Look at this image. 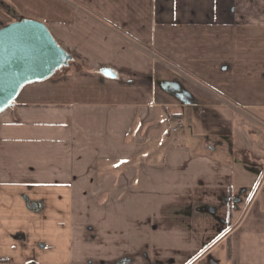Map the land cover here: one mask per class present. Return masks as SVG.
<instances>
[{
    "label": "crops",
    "instance_id": "crops-1",
    "mask_svg": "<svg viewBox=\"0 0 264 264\" xmlns=\"http://www.w3.org/2000/svg\"><path fill=\"white\" fill-rule=\"evenodd\" d=\"M21 17L87 66L0 113V264H264V0H0Z\"/></svg>",
    "mask_w": 264,
    "mask_h": 264
},
{
    "label": "water",
    "instance_id": "water-1",
    "mask_svg": "<svg viewBox=\"0 0 264 264\" xmlns=\"http://www.w3.org/2000/svg\"><path fill=\"white\" fill-rule=\"evenodd\" d=\"M73 55L51 34L47 25L21 17L0 28V113L10 108L30 84L52 78L69 66ZM102 74L114 78L109 68Z\"/></svg>",
    "mask_w": 264,
    "mask_h": 264
},
{
    "label": "trees",
    "instance_id": "trees-1",
    "mask_svg": "<svg viewBox=\"0 0 264 264\" xmlns=\"http://www.w3.org/2000/svg\"><path fill=\"white\" fill-rule=\"evenodd\" d=\"M58 41V40H57ZM58 43L60 45H62L65 49H67L61 42L58 41ZM68 52H70L72 55H73V60L70 62L69 66L67 67H64L60 70L57 71V73L53 76V77H57L63 73H67L69 72L70 70L74 69V70H84L85 66L86 65V62L84 59L78 57V56H75L70 50L67 49ZM229 257L231 256V250H230V244H229Z\"/></svg>",
    "mask_w": 264,
    "mask_h": 264
},
{
    "label": "built area",
    "instance_id": "built-area-1",
    "mask_svg": "<svg viewBox=\"0 0 264 264\" xmlns=\"http://www.w3.org/2000/svg\"><path fill=\"white\" fill-rule=\"evenodd\" d=\"M184 128H185L184 125L179 122L175 126H173L172 132L173 133H179V132H182L184 130Z\"/></svg>",
    "mask_w": 264,
    "mask_h": 264
},
{
    "label": "rangeland",
    "instance_id": "rangeland-1",
    "mask_svg": "<svg viewBox=\"0 0 264 264\" xmlns=\"http://www.w3.org/2000/svg\"><path fill=\"white\" fill-rule=\"evenodd\" d=\"M173 128V127H172ZM220 251V250H219Z\"/></svg>",
    "mask_w": 264,
    "mask_h": 264
}]
</instances>
